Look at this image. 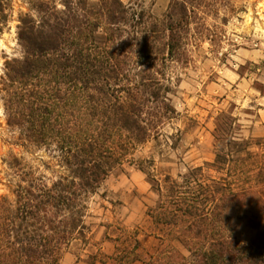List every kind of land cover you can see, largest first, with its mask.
I'll use <instances>...</instances> for the list:
<instances>
[{"label": "trees", "instance_id": "trees-1", "mask_svg": "<svg viewBox=\"0 0 264 264\" xmlns=\"http://www.w3.org/2000/svg\"><path fill=\"white\" fill-rule=\"evenodd\" d=\"M200 9L172 0L158 18L121 0H31L18 32L24 56L6 62L2 82L9 126L51 163L9 160L0 264H61L75 242L90 243L93 197L177 116L171 96L199 40ZM236 126L220 116L212 163L177 178L142 170L159 196L151 217L188 255L162 245L142 259L137 244L117 249L119 264H264V138H237ZM232 212L257 231L250 243L237 239Z\"/></svg>", "mask_w": 264, "mask_h": 264}, {"label": "rangeland", "instance_id": "rangeland-1", "mask_svg": "<svg viewBox=\"0 0 264 264\" xmlns=\"http://www.w3.org/2000/svg\"><path fill=\"white\" fill-rule=\"evenodd\" d=\"M121 1L163 18L172 0ZM199 1L200 20L193 26L199 40L189 48L191 62L180 71L181 81L171 96L176 118L158 139L129 157L133 162L114 170L104 182L91 202L90 243L75 242L61 264H119L117 249L123 254L137 244L140 256L147 259L162 245L177 243L168 236L169 229L158 226L150 215L159 196L142 170L156 179L177 178L212 163L222 114L237 120L235 137L264 138V0ZM30 13L31 0H0V196L10 195L14 184L8 165L12 157L35 166L51 163L48 152L31 146L9 126L6 113L2 78L6 62L24 56L18 32L21 19ZM231 217L237 239L250 243L257 231L236 213Z\"/></svg>", "mask_w": 264, "mask_h": 264}, {"label": "crops", "instance_id": "crops-1", "mask_svg": "<svg viewBox=\"0 0 264 264\" xmlns=\"http://www.w3.org/2000/svg\"><path fill=\"white\" fill-rule=\"evenodd\" d=\"M173 246L176 247L177 249H179L183 254L187 253L185 248L179 242L173 244ZM134 264H142V263L137 262V263H134Z\"/></svg>", "mask_w": 264, "mask_h": 264}]
</instances>
